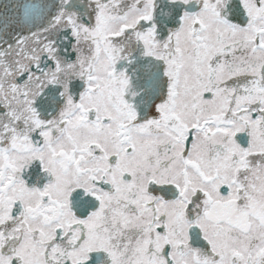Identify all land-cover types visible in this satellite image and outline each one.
<instances>
[{
  "label": "snow or ice",
  "instance_id": "1",
  "mask_svg": "<svg viewBox=\"0 0 264 264\" xmlns=\"http://www.w3.org/2000/svg\"><path fill=\"white\" fill-rule=\"evenodd\" d=\"M0 264H264V0H0Z\"/></svg>",
  "mask_w": 264,
  "mask_h": 264
}]
</instances>
